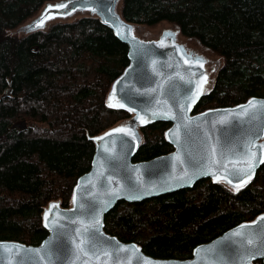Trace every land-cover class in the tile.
<instances>
[{
    "label": "trees",
    "instance_id": "1",
    "mask_svg": "<svg viewBox=\"0 0 264 264\" xmlns=\"http://www.w3.org/2000/svg\"><path fill=\"white\" fill-rule=\"evenodd\" d=\"M55 1L0 0V241L39 245L48 235L46 208L54 202L71 206L78 178L91 168V139L132 117L108 106L111 86L128 65V48L99 18L16 33ZM120 3V14L134 27L173 24L221 58L193 114L264 98V0ZM22 121L25 131L12 129ZM169 127H142L133 161L172 152ZM262 214L264 165L237 191L204 179L173 194L120 202L106 215L104 230L153 258L184 260L197 246Z\"/></svg>",
    "mask_w": 264,
    "mask_h": 264
},
{
    "label": "water",
    "instance_id": "2",
    "mask_svg": "<svg viewBox=\"0 0 264 264\" xmlns=\"http://www.w3.org/2000/svg\"><path fill=\"white\" fill-rule=\"evenodd\" d=\"M120 1L50 3L25 26L27 32L32 33L43 30L51 20L82 11L99 18L128 48V65L113 82L107 102L109 104V97L113 96L111 102L117 105L113 108L127 111L132 117L126 124L91 139L95 145L91 168L78 178L71 206L64 208L54 202L43 214L47 237L39 245L0 241V264L264 263V255H252L264 237V214L197 246L192 257L184 260L153 258L136 243L122 242L105 232V217L120 202L133 204L173 194L191 189L204 179L224 183L237 191L234 185L244 188L264 165V98L253 97L237 106L193 114L209 82L206 60L188 52L173 31H165L152 41L139 39L134 26L118 12ZM62 3L65 8H54L51 13H46L49 5ZM46 15L53 18H45ZM41 19H44L43 26H35ZM198 61H203L202 67ZM9 95L10 89H6L4 96ZM250 101H255L254 107L249 105ZM154 112H169L175 119L153 118ZM156 122L170 124L165 138L174 150L149 161L134 162L142 142L140 128ZM14 128L25 131L27 124L18 122ZM120 128L126 131H114ZM249 164L252 165L250 179L242 175L249 171ZM233 173L241 175L234 176ZM93 217L98 218L99 224ZM86 225H92L91 231L96 233L95 246L90 250L84 246L87 255L77 248L79 241L86 240L85 235H78ZM249 239L252 244L248 243ZM121 248L127 251H121Z\"/></svg>",
    "mask_w": 264,
    "mask_h": 264
},
{
    "label": "rangeland",
    "instance_id": "3",
    "mask_svg": "<svg viewBox=\"0 0 264 264\" xmlns=\"http://www.w3.org/2000/svg\"><path fill=\"white\" fill-rule=\"evenodd\" d=\"M59 1H63V0H56L55 2H52V3H56V2H59ZM120 4L121 3H119L118 11H120V8H121ZM89 15H91L89 12L82 11V12H77L73 16H70V17H67V18H56V19L51 20L50 22H48L46 27L43 30L47 29L51 24L56 23L58 21H71V20L78 19V18L83 17V16H89ZM36 17H34L31 20H28L23 26H21L19 29L16 30V33H18L20 35L28 33L27 30L25 29V26L27 24L31 23ZM165 31H173V32H175L177 34L178 41L186 47V50L188 52H192L194 55H199V56L203 57L206 60L207 74L210 77V81H213L217 69L222 65L221 58L218 57L217 55H215L211 50L203 47L195 39H189V38L184 37L180 33V31H179L177 26H175L173 24H169L167 22H162V23H160V24H158L156 26H153V27L135 26V32H136L137 37L139 39L143 40V41L156 40ZM130 119L131 118H129L128 120L122 121L118 125L126 124ZM118 125H116V126H118Z\"/></svg>",
    "mask_w": 264,
    "mask_h": 264
},
{
    "label": "snow or ice",
    "instance_id": "4",
    "mask_svg": "<svg viewBox=\"0 0 264 264\" xmlns=\"http://www.w3.org/2000/svg\"><path fill=\"white\" fill-rule=\"evenodd\" d=\"M66 5L65 4H58V5H49V8L46 10V13H51V11L55 8V9H60V8H65ZM45 18H53L51 15H46ZM43 23H44V19H41L40 21L36 22V25L37 27L39 26H43ZM198 63H200V66L202 67L203 66V61H198ZM206 79V77H205ZM114 97L113 96H110L109 97V107H115L117 105H114L111 101ZM194 102V101H193ZM249 105L250 106H255V101H250L249 102ZM264 106V105H262ZM119 107H123V105H119ZM131 110V109H130ZM245 111H247V109H245ZM153 118H171V119H175V116L171 115V113L169 112H163V113H153ZM142 119V118H141ZM114 131H126L125 128H120V129H116ZM131 135H135L134 133H129ZM212 154L215 155V148L212 149ZM177 159H179L177 157ZM214 163L216 161H213ZM252 168V165L249 164L248 165V169L249 171H245L242 173V175L244 176H247L248 179L251 178V173H250V169ZM234 176H239L241 175L240 173H233ZM217 180H219L220 178L219 177H215ZM229 183H231V180H228ZM234 187L237 188V190H239L238 186L234 185ZM129 198H138V197H132L130 196ZM52 207H58L57 205H53ZM46 218H47V214H46ZM93 219L95 220V223L96 224H99V220L98 218L96 217H93ZM92 225H86L83 227L82 231L78 232V235H85L86 236V240H81L79 241V243L77 244V248L79 249V251L81 252H84L85 255H87V252L85 251V245L88 247V249L90 250L91 248H93L96 244V240H95V237H96V233L91 231L92 229ZM234 235H237L239 236L240 233H235ZM248 243L249 244H252L253 241L251 239L248 240ZM262 248H264V237H261V240H260V243L257 244V251L256 252H253L252 255L255 256L257 254L259 255H264V250H261ZM121 251H127V249H124V248H121L120 249ZM37 252L39 250H36ZM197 251H200V250H197ZM105 255L107 256V253H105ZM18 264H27V262H18ZM145 264H149V262L145 261Z\"/></svg>",
    "mask_w": 264,
    "mask_h": 264
}]
</instances>
